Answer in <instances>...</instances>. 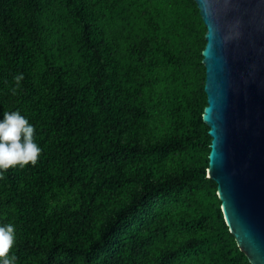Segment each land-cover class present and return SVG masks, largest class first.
<instances>
[{"label": "trees", "instance_id": "trees-1", "mask_svg": "<svg viewBox=\"0 0 264 264\" xmlns=\"http://www.w3.org/2000/svg\"><path fill=\"white\" fill-rule=\"evenodd\" d=\"M205 32L195 0H0V119L42 149L0 180L17 264H251L207 177Z\"/></svg>", "mask_w": 264, "mask_h": 264}, {"label": "water", "instance_id": "water-1", "mask_svg": "<svg viewBox=\"0 0 264 264\" xmlns=\"http://www.w3.org/2000/svg\"><path fill=\"white\" fill-rule=\"evenodd\" d=\"M205 24L207 177L229 231L264 264V0H195Z\"/></svg>", "mask_w": 264, "mask_h": 264}, {"label": "clouds", "instance_id": "clouds-1", "mask_svg": "<svg viewBox=\"0 0 264 264\" xmlns=\"http://www.w3.org/2000/svg\"><path fill=\"white\" fill-rule=\"evenodd\" d=\"M23 79V74L14 77L16 87L12 89L13 94ZM35 132L34 125L19 110L3 113L0 119V180L5 179V173L10 168L37 163L42 149L36 143ZM16 240L14 224H0V264H17V257L12 251Z\"/></svg>", "mask_w": 264, "mask_h": 264}]
</instances>
